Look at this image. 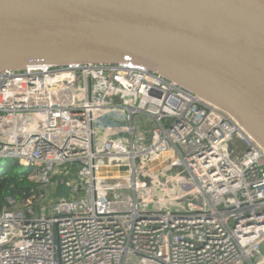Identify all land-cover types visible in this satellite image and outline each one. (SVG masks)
I'll return each mask as SVG.
<instances>
[{"label":"built area","instance_id":"2783aa9c","mask_svg":"<svg viewBox=\"0 0 264 264\" xmlns=\"http://www.w3.org/2000/svg\"><path fill=\"white\" fill-rule=\"evenodd\" d=\"M12 161L37 189L0 210V264H264V147L130 55L1 71L0 175Z\"/></svg>","mask_w":264,"mask_h":264},{"label":"water","instance_id":"95a60500","mask_svg":"<svg viewBox=\"0 0 264 264\" xmlns=\"http://www.w3.org/2000/svg\"><path fill=\"white\" fill-rule=\"evenodd\" d=\"M125 55L225 109L264 147V0H0V72ZM69 191L59 184L54 197Z\"/></svg>","mask_w":264,"mask_h":264},{"label":"trees","instance_id":"16d2710c","mask_svg":"<svg viewBox=\"0 0 264 264\" xmlns=\"http://www.w3.org/2000/svg\"><path fill=\"white\" fill-rule=\"evenodd\" d=\"M24 167L12 161L9 170L0 175V210L6 204V198L12 196L17 200L26 198L37 185L24 175Z\"/></svg>","mask_w":264,"mask_h":264},{"label":"rangeland","instance_id":"374dc122","mask_svg":"<svg viewBox=\"0 0 264 264\" xmlns=\"http://www.w3.org/2000/svg\"><path fill=\"white\" fill-rule=\"evenodd\" d=\"M7 169H9V165L4 163L3 166H2L1 172H5ZM24 171H25V169H24ZM117 174H120V173L117 172ZM185 191H186V187L184 185H180V184H177V183H171L167 187L166 195H168V196H177V195H180V194L184 193ZM127 194H129V193H127ZM146 194H147L146 191L138 192V196H140V197H142V196H144ZM107 197L114 198V197H116V195L108 194ZM192 200H193V195L188 197V198H186V199H184V200H180V201L174 202V205L176 207H179V208H184ZM163 206L164 207H168L169 205H168V203H165V204H163ZM262 250L264 252V244L262 245ZM132 261L137 262L138 258H136V256L134 255V256H132Z\"/></svg>","mask_w":264,"mask_h":264}]
</instances>
